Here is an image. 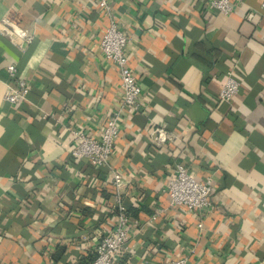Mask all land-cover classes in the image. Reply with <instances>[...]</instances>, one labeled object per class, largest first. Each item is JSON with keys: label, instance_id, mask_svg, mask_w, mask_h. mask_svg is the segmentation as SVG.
<instances>
[{"label": "crops", "instance_id": "obj_1", "mask_svg": "<svg viewBox=\"0 0 264 264\" xmlns=\"http://www.w3.org/2000/svg\"><path fill=\"white\" fill-rule=\"evenodd\" d=\"M101 1L0 0V21L29 40L20 50L0 34V264H89L118 196L141 226L117 264L183 255L188 264H264L262 0H234L228 16L209 11V0H108L129 37L142 110L123 117L98 168L71 152L73 131L99 139L122 99L120 71L100 48L110 25ZM11 64L30 84L16 105L4 100ZM228 73L240 82L231 103L219 99ZM153 125L172 134L163 147L151 142ZM179 163L213 181L203 214L170 206Z\"/></svg>", "mask_w": 264, "mask_h": 264}, {"label": "built area", "instance_id": "obj_2", "mask_svg": "<svg viewBox=\"0 0 264 264\" xmlns=\"http://www.w3.org/2000/svg\"><path fill=\"white\" fill-rule=\"evenodd\" d=\"M234 0H209L208 10L221 15H231L235 10ZM100 5L106 9L110 19V25L100 43V48L105 57L113 62L120 71L122 99L120 105L115 108L109 116L102 136L99 139L90 137L85 131L74 130L75 146L72 156L75 158H86L95 167L107 166L116 142L120 137V122L124 116L134 115L142 110V88L138 78L130 67L129 58L126 54V46L129 41L126 30L120 25L111 13L108 0H102ZM264 15V0L260 5ZM0 34L13 42L20 50L24 49L28 35L22 29L13 24L8 18L0 21ZM11 81L7 82L4 100L10 105H16L24 101L30 92V84L25 79L18 77V69L15 64L8 66ZM240 92V82L232 73H228L226 81L219 94L222 102L231 103L233 98ZM151 142L155 147H163L172 139V134L164 127L153 125L149 131ZM114 184L119 190L122 184V176L114 172ZM214 190L211 179L198 180L192 175L184 164H177L174 176L167 185V193L170 198L171 207L185 206L191 212H203L212 206L211 196ZM113 210L114 225L112 229L103 235L97 245L96 257L89 264H117L120 256L128 248L131 230L135 226H141V221L133 219L123 208L118 196ZM163 209L156 210L149 218L153 222L161 217ZM202 227V223L199 224ZM188 256L165 262L164 264H188Z\"/></svg>", "mask_w": 264, "mask_h": 264}, {"label": "water", "instance_id": "obj_3", "mask_svg": "<svg viewBox=\"0 0 264 264\" xmlns=\"http://www.w3.org/2000/svg\"><path fill=\"white\" fill-rule=\"evenodd\" d=\"M24 47H27V43H24Z\"/></svg>", "mask_w": 264, "mask_h": 264}, {"label": "trees", "instance_id": "obj_4", "mask_svg": "<svg viewBox=\"0 0 264 264\" xmlns=\"http://www.w3.org/2000/svg\"><path fill=\"white\" fill-rule=\"evenodd\" d=\"M95 257H96V256H95ZM93 259H94V257L91 259V261H92ZM91 261H90V262H91Z\"/></svg>", "mask_w": 264, "mask_h": 264}]
</instances>
